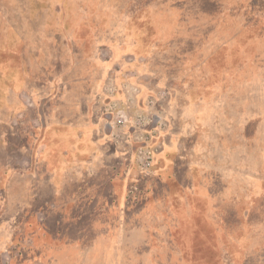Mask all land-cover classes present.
<instances>
[{
    "label": "rangeland",
    "instance_id": "rangeland-1",
    "mask_svg": "<svg viewBox=\"0 0 264 264\" xmlns=\"http://www.w3.org/2000/svg\"><path fill=\"white\" fill-rule=\"evenodd\" d=\"M131 1L0 0V56L18 48L27 60L0 65V264H264V197L254 195L264 192V119L240 116L264 110V0H244L240 16L248 21L225 32L194 18L208 17L201 6L188 8L194 27L171 52L144 47L127 32L123 9ZM93 36L99 69L79 80L90 95L74 96L90 124L103 132L109 123L110 141L122 152L114 194L103 191L112 211L94 222L84 217L83 233L72 221L74 203L43 202L33 218L17 222L25 186L4 179L44 155L35 139L47 132H40L45 121L61 115L49 112L57 89L79 88L72 70ZM44 54L51 57L37 66ZM176 54L210 60L203 73H187L192 62L183 64L182 75L172 59L164 69ZM33 84L51 88L43 97ZM198 88L210 93L202 106L193 102L192 95L204 96ZM122 115L127 122L114 125ZM148 147L158 151L144 170L139 152Z\"/></svg>",
    "mask_w": 264,
    "mask_h": 264
},
{
    "label": "trees",
    "instance_id": "trees-1",
    "mask_svg": "<svg viewBox=\"0 0 264 264\" xmlns=\"http://www.w3.org/2000/svg\"><path fill=\"white\" fill-rule=\"evenodd\" d=\"M131 2L127 9H123L126 10V15H128L127 32L135 35L137 40L143 43L144 47L146 45L154 49L160 47L161 51L167 48L163 52L169 50L171 52L172 48L173 50L178 48L182 40H187L186 31L189 30L188 28L194 27V18L196 20L206 18L207 20L205 21L209 27H219L223 32L236 29L238 25L246 24L248 21L243 20L240 16V8L248 6L244 5V0H160L159 2L158 0H132ZM118 5L123 7L127 4L118 2ZM197 5L203 8L200 12H206L208 17L199 13H195L194 18L189 16L191 9L188 8ZM256 15L258 14H254L253 18L259 21L261 17L259 18ZM186 16L190 18H186ZM261 21L262 19L259 22ZM252 24L255 25L256 23L252 22ZM262 39V37L256 38L255 42L257 43ZM95 41L96 39L93 36V38L90 37L87 40L86 48L85 46L77 47L80 48V51L77 54V65L72 70V74L77 80L76 84L79 83V88L76 85L77 90H69V87H73L75 84L69 86L67 83L65 87L60 86L57 89L54 96V99L56 98L55 107H52L49 112L56 110L57 114H61L60 117L56 121L55 118H51L49 122L41 118L45 121V125L42 126L40 132L41 134L44 131L46 132V130L47 132L44 135L45 137L43 134L36 137L34 150L36 151L40 145L45 144L44 155L42 157L32 155L33 160L28 168L16 167L4 179L6 186H13L14 184L15 186H25L23 194H20L17 199L19 209L17 222L18 220L22 222L23 219L27 221V219L33 218L43 202H53L63 206L74 203L72 221L77 224L79 231L83 233L84 229L80 228L79 223L84 217H91V219L93 218L92 222H94L95 218L108 217V214L112 211L110 204L106 206L103 199L109 195L112 197V194H114L111 187L114 186V173H116L115 171L118 167L116 160L122 152L117 150L110 141L109 123L105 126L103 132L97 126L94 127L90 124L85 104L79 103L78 97L74 96L77 94L85 100L91 93L90 87L81 88L83 85L80 84L79 80H83L86 77H96L97 69L99 68L95 60V50L97 49ZM17 49H14V51L8 50L5 55L0 56V65L4 64L5 61L8 62L10 57H17L18 62L24 63L27 61L19 57L20 55L15 52ZM256 52L261 55V48ZM187 55H168L164 69L169 68L167 63L172 59L170 60L172 61L170 66L175 71H180L181 69L179 74L183 75L184 71L187 70V68L183 67V64H190V62H192V66H188L187 73H203L205 61L210 60V58L204 56V60L203 56L197 59V57L191 58ZM50 57V54H44L39 63V60L35 59L38 63L37 66L46 62ZM23 66V70L26 69L25 65ZM20 67L18 66L17 68L19 71ZM31 72L33 74L28 77H35L36 70H30ZM65 78H70V75L66 74ZM46 80L44 76L39 84L44 85ZM86 80L84 83H86ZM29 88L26 86V89L29 90ZM36 88L37 86L33 84L30 89L42 94L43 87L39 90ZM50 88L51 86H47L46 90H49H44L45 93L41 96L45 97L44 95L48 94ZM198 91L199 93L203 92L204 96L192 95L195 98L193 102L195 105L202 106L200 104L205 103V99L210 93H207L205 88H198ZM43 97H40L39 100L44 99ZM35 100L44 109V103H39L37 98ZM262 108L261 106L254 110L247 108L240 113V116L242 118L251 117L247 120L249 123L253 122V118H256V121H260L264 119V110ZM200 126L199 123L194 126L197 133H199L198 129ZM102 133L103 135H101ZM35 163L38 166L34 168ZM18 179L19 181H17ZM105 190L108 191L109 195L105 196L103 193ZM259 194L264 197L262 189L254 192L256 197ZM148 198H145L144 204L149 200ZM262 201L264 202V198H262Z\"/></svg>",
    "mask_w": 264,
    "mask_h": 264
},
{
    "label": "built area",
    "instance_id": "built-area-1",
    "mask_svg": "<svg viewBox=\"0 0 264 264\" xmlns=\"http://www.w3.org/2000/svg\"><path fill=\"white\" fill-rule=\"evenodd\" d=\"M125 122H127V118L122 115L113 124L114 125H116V124L121 125V124H124ZM157 151H158V147H148V148H144V149L140 150V152H139L140 165L144 170L145 169L147 170V169L152 167V164H153V161L155 158V154Z\"/></svg>",
    "mask_w": 264,
    "mask_h": 264
}]
</instances>
